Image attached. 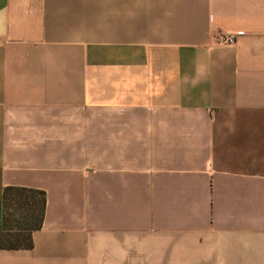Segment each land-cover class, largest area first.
Instances as JSON below:
<instances>
[{"label":"crops","instance_id":"1","mask_svg":"<svg viewBox=\"0 0 264 264\" xmlns=\"http://www.w3.org/2000/svg\"><path fill=\"white\" fill-rule=\"evenodd\" d=\"M6 188L0 264H264V0H0Z\"/></svg>","mask_w":264,"mask_h":264},{"label":"trees","instance_id":"2","mask_svg":"<svg viewBox=\"0 0 264 264\" xmlns=\"http://www.w3.org/2000/svg\"><path fill=\"white\" fill-rule=\"evenodd\" d=\"M45 207L44 194L39 191L6 188L0 207V250H28L31 234L41 226ZM14 209L19 215H3V209Z\"/></svg>","mask_w":264,"mask_h":264},{"label":"built area","instance_id":"3","mask_svg":"<svg viewBox=\"0 0 264 264\" xmlns=\"http://www.w3.org/2000/svg\"><path fill=\"white\" fill-rule=\"evenodd\" d=\"M234 42V37L231 35H219L215 39V43L220 45H232Z\"/></svg>","mask_w":264,"mask_h":264},{"label":"rangeland","instance_id":"4","mask_svg":"<svg viewBox=\"0 0 264 264\" xmlns=\"http://www.w3.org/2000/svg\"><path fill=\"white\" fill-rule=\"evenodd\" d=\"M6 214L7 215L14 214L15 215V217H14L15 219H18L19 218L18 213L17 212H14V209L13 208L7 209V210L3 209V215H4V217H6Z\"/></svg>","mask_w":264,"mask_h":264}]
</instances>
